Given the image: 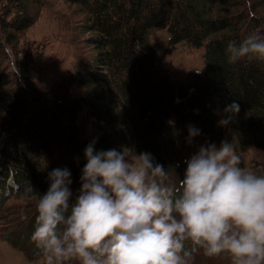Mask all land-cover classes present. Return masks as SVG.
<instances>
[{
  "label": "trees",
  "instance_id": "1",
  "mask_svg": "<svg viewBox=\"0 0 264 264\" xmlns=\"http://www.w3.org/2000/svg\"><path fill=\"white\" fill-rule=\"evenodd\" d=\"M43 1L0 0L16 10L10 21L0 17V142L9 140L1 147L0 191L11 178L22 199L31 181L38 197L55 167L70 169L74 188L92 140L82 139L75 125L84 108L85 118L100 132L97 150L148 151L176 182L182 179L178 161L189 124L201 130L195 140L219 146L228 139L241 157L250 149L264 151V64L229 65L225 54L229 40L264 34L245 0H67L87 17L94 55L49 90L28 94L12 87L3 66L5 47L35 23L30 4ZM257 4L264 7V0ZM164 29L171 46L204 49L202 72L186 83L172 81L161 69L150 34ZM75 85L85 89L82 96H71ZM233 101L239 112L228 127H219L216 110Z\"/></svg>",
  "mask_w": 264,
  "mask_h": 264
},
{
  "label": "clouds",
  "instance_id": "2",
  "mask_svg": "<svg viewBox=\"0 0 264 264\" xmlns=\"http://www.w3.org/2000/svg\"><path fill=\"white\" fill-rule=\"evenodd\" d=\"M226 61L264 64V34L229 40ZM179 103V99L176 100ZM239 112L233 101L219 115L228 127ZM192 146L201 130L187 126ZM84 148L79 189L71 171L47 172V189L31 181L22 199H36L30 240L44 264H191L194 255H227L230 264H264V167L242 166L232 141L205 142L173 180L152 153L121 147Z\"/></svg>",
  "mask_w": 264,
  "mask_h": 264
},
{
  "label": "rangeland",
  "instance_id": "3",
  "mask_svg": "<svg viewBox=\"0 0 264 264\" xmlns=\"http://www.w3.org/2000/svg\"><path fill=\"white\" fill-rule=\"evenodd\" d=\"M245 2L248 12L260 21L257 30L264 33V7L258 8L257 0ZM29 9L35 23L17 35L14 45L5 47L7 56L3 63L14 82L12 87H22L28 94L36 89L41 92L49 90L54 82L74 74L86 59L94 55L93 48L87 42L94 34L86 29L87 17L82 14L80 6L67 0H45L37 5L30 4ZM15 13L16 10L7 2L0 3L1 18L10 21ZM150 41L162 58V71L172 81L186 83L202 72L204 49L191 48L185 43L171 46L165 29L152 31ZM84 91L83 87L75 85L71 89V96L80 97ZM85 110L78 114L75 125L82 139H93L100 132L85 118ZM4 137L7 140V133ZM200 144H203L200 139L194 140L192 146L186 145L180 153L178 162L183 167L182 178L186 167L184 159ZM3 145L0 142V154ZM54 158L59 160L57 155ZM242 159L244 167H264L263 150L250 149ZM0 165L3 166L1 159ZM2 170L0 168V173ZM12 184L9 178L8 186L0 191V264H44L30 240L36 199H19L12 190ZM78 189L79 183L72 191L75 193ZM191 264H230V259L227 255L211 258L198 253Z\"/></svg>",
  "mask_w": 264,
  "mask_h": 264
}]
</instances>
